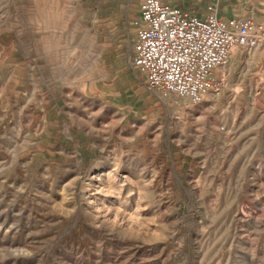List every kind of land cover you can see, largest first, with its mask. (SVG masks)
Listing matches in <instances>:
<instances>
[{"label": "rangeland", "instance_id": "obj_1", "mask_svg": "<svg viewBox=\"0 0 264 264\" xmlns=\"http://www.w3.org/2000/svg\"><path fill=\"white\" fill-rule=\"evenodd\" d=\"M140 1L0 0V264H264V42L162 98Z\"/></svg>", "mask_w": 264, "mask_h": 264}, {"label": "built area", "instance_id": "obj_2", "mask_svg": "<svg viewBox=\"0 0 264 264\" xmlns=\"http://www.w3.org/2000/svg\"><path fill=\"white\" fill-rule=\"evenodd\" d=\"M206 15L190 13L168 0H142L131 45V64L148 89L162 98L199 104L218 94L226 65L236 47L264 42V24L246 16L222 17L209 6Z\"/></svg>", "mask_w": 264, "mask_h": 264}, {"label": "crops", "instance_id": "obj_3", "mask_svg": "<svg viewBox=\"0 0 264 264\" xmlns=\"http://www.w3.org/2000/svg\"><path fill=\"white\" fill-rule=\"evenodd\" d=\"M168 2L199 16L206 15L210 11L209 6L212 5L222 17L249 16L257 22L264 23V0H168Z\"/></svg>", "mask_w": 264, "mask_h": 264}, {"label": "bare ground", "instance_id": "obj_4", "mask_svg": "<svg viewBox=\"0 0 264 264\" xmlns=\"http://www.w3.org/2000/svg\"><path fill=\"white\" fill-rule=\"evenodd\" d=\"M263 52H264V51H263ZM238 53H239V51L234 50V52L232 53L231 58H230V63L228 64L229 66L233 64V62H234L236 56L238 55ZM224 66H225V65H224ZM224 66H222V67H224ZM220 68H221V67H220ZM218 71H219V68H218ZM218 75H221V76H222V75H224V74L218 72ZM211 94H213V93L209 92V93H207L205 96H209V95H211ZM213 95H214V94H213Z\"/></svg>", "mask_w": 264, "mask_h": 264}]
</instances>
